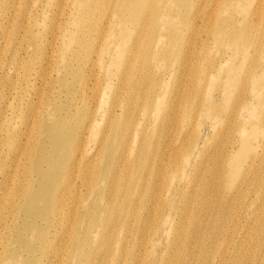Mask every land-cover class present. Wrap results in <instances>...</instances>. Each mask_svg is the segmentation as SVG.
<instances>
[{
    "label": "bare ground",
    "instance_id": "bare-ground-1",
    "mask_svg": "<svg viewBox=\"0 0 264 264\" xmlns=\"http://www.w3.org/2000/svg\"><path fill=\"white\" fill-rule=\"evenodd\" d=\"M250 1L0 0V264H188L184 256L194 243L200 252L210 243L223 221L211 226L215 233L187 240V205L174 208L176 197L185 202L173 192L183 191L178 186L161 199L158 168L146 183L144 172L170 122L188 127L197 109L221 123L211 93L194 101L175 91L176 69L191 73L193 38L201 31L222 44L233 64L212 76L227 77L218 89L222 108L243 81L262 72L250 102L238 104L247 114L245 121L235 116L239 147L226 155L221 181L208 180L207 193L229 197L243 162L264 148V26L253 20ZM207 5L214 10L206 32L194 24ZM199 51V61L211 59L205 47ZM199 74L207 77L202 68ZM183 170L165 180L181 183ZM149 199L157 201L153 212ZM191 220L195 234L198 219ZM219 261L225 264L223 256Z\"/></svg>",
    "mask_w": 264,
    "mask_h": 264
},
{
    "label": "rangeland",
    "instance_id": "rangeland-1",
    "mask_svg": "<svg viewBox=\"0 0 264 264\" xmlns=\"http://www.w3.org/2000/svg\"><path fill=\"white\" fill-rule=\"evenodd\" d=\"M250 4L252 8H250L249 12L251 11L250 14H254L253 20L258 21L260 28H262L264 26V2H262V0H253V2L250 1ZM213 10L214 7L212 9L208 5L205 6L203 10L204 19L203 21H195V29L202 27L206 32L209 31L211 25L210 16ZM215 16H220L218 11H216ZM235 20H238V18H235ZM254 37H256V35ZM200 38L202 40H200ZM193 39H195L196 45L193 46L192 71L191 73L186 71L187 75L182 71L181 67L176 69L174 75L176 95L178 94L177 96L181 98L188 96L190 99L197 101L203 95L207 97L211 93L215 98L216 109L219 111L216 116L221 119V123L216 124L214 118H203L199 115L198 111H196L197 109L194 112L192 111L193 114L188 127H178L175 123L170 122L167 129L165 128V133L160 136V144L153 146L148 167L144 172V182L146 183L147 180L149 181L148 175L153 172V169L158 168L160 177H158L154 183L158 186V195H160L161 199L165 198L166 195H171L172 191L177 189L178 186L181 188L179 190L183 192L180 193L178 190H175L173 194L182 195L185 204H181V196L180 198L176 197L175 201L180 200V204H175L174 208L177 207L181 212L186 207L185 205H187L186 213L188 212L190 223L185 222L183 225V228L187 230L184 235L187 240H197L199 234L206 235L207 231L211 234L215 233L216 230L211 229V226L218 218H220V223L223 221L222 230L210 235V243L202 247L201 252L199 245L196 246L194 243V248H191L189 254L184 256L185 263L220 264L219 260L223 256L225 264H264V148L262 146H257L256 150L249 155L250 157L248 159H250V161L247 160L243 162L242 179L239 180L235 188L229 194H226L229 195V197L224 196L223 192L211 197L210 194L207 193L209 187H205L209 185L212 177H215L214 179L217 182L221 181L220 178L223 176L221 173L226 162V155L235 153L239 147L240 140L239 134L235 130V116L237 114L239 121H245L247 119V114L246 109L241 110L238 104L241 103V101L250 102L252 81H258L261 78L262 72L258 69L255 73L256 77L252 81H243L239 87H237L233 94V99L226 106L228 109L225 110V107L222 108L223 105H221L223 94L218 89L221 86V82L225 83L227 81V77H225L226 75H222V79H220V77L213 78L212 76L215 77L217 75L216 68L220 66L224 68L228 66L233 67L230 54L227 50L223 49L222 44L217 41L214 42L211 36L204 33L202 34V31L200 32V37L198 34V36H195ZM201 47H205L209 52L211 57L209 61L198 60ZM257 48V45L251 48V56L255 54L254 52ZM253 58L255 57L253 56ZM199 68L205 70L207 75L206 78H203L202 74L197 76ZM186 78L188 80H186ZM165 80H167V78ZM190 82L198 86L199 90L193 91ZM258 111L259 113L263 112V109L259 108ZM176 114L182 116L183 111L180 112L178 108H176ZM139 119L143 120V117ZM259 144H261V142L258 143V145ZM154 161L156 165L153 167ZM257 161H262V163L259 166L257 165V168H252V165ZM123 165L124 164L121 163L119 165L120 168ZM181 170L185 173V178H183L181 183H171L168 179L167 181L165 180L167 175L169 177L172 173H182ZM253 180H256L255 187L254 184L250 183V181ZM188 182H190V184L186 185ZM245 185H249L248 190L243 188L244 192L245 190L246 192H243L244 194H239L241 196H238V198L234 199L230 204V196L235 195L237 190ZM149 201H152L149 208L151 212H153L157 201L152 199H149ZM220 202L227 203L228 205L225 208ZM168 212L169 211H166L165 215H167ZM213 214L216 216L213 217ZM195 217L198 219L197 224H199V229L194 234L191 219ZM234 229L238 231L235 240L237 237L239 238L237 239V243H232L231 245L227 240L232 235ZM152 232L153 227L148 226L146 228V237ZM146 237L143 242L148 241ZM164 239L165 238L160 241L159 248L161 251L164 250L167 243L166 239ZM187 242L188 241H185L184 243L186 244ZM128 250L130 251L131 248H128ZM148 250L150 249L148 248Z\"/></svg>",
    "mask_w": 264,
    "mask_h": 264
}]
</instances>
